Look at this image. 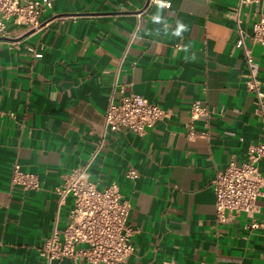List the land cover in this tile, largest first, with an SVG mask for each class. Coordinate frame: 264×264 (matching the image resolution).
Returning a JSON list of instances; mask_svg holds the SVG:
<instances>
[{"label":"crops","instance_id":"crops-1","mask_svg":"<svg viewBox=\"0 0 264 264\" xmlns=\"http://www.w3.org/2000/svg\"><path fill=\"white\" fill-rule=\"evenodd\" d=\"M49 2L39 32L23 36L7 21L0 37V264H47L39 249L74 205L72 196L59 204L55 189L90 160L111 97L131 92L168 116L145 135L107 132L88 169L99 188L117 182L132 204L135 250L119 264H264V187L253 218L231 212L222 222L215 210L217 172L248 161L264 136L236 44L239 0ZM261 15L264 0L243 6L249 36ZM247 43L264 92V44ZM194 101L211 112L190 128ZM16 162L38 188L13 185Z\"/></svg>","mask_w":264,"mask_h":264},{"label":"built area","instance_id":"built-area-1","mask_svg":"<svg viewBox=\"0 0 264 264\" xmlns=\"http://www.w3.org/2000/svg\"><path fill=\"white\" fill-rule=\"evenodd\" d=\"M253 1L258 0H239L234 10L237 16L236 44L242 49L249 67L246 85L256 95L264 129V92L258 78L257 63L247 43L249 37L253 43L264 44V16L261 15L251 22L250 36L242 27L240 16L243 6ZM49 4V0H0V37L7 35V21L19 26L23 36L39 32L44 26L42 16ZM137 15L140 17L141 13ZM210 112V108L200 101L192 102L188 126L193 128L196 120ZM166 116L168 111L160 104L134 92L123 95L118 101L111 97L105 114L102 138L90 160L84 166L65 174L61 184L55 189L59 204H63L67 197L72 196L74 205L65 226L62 229L55 227L39 249L47 264L63 258L74 262L119 264L133 253L135 246L131 240L132 230L128 223L131 202L123 196L117 182L99 188L89 177L88 169L101 151L107 132L127 128L140 136L145 135ZM263 159L264 136L261 141L252 145L248 161H231L223 170L217 172L213 187L216 216L219 221H226L227 214L231 212H246L253 218L259 211L258 198L264 187V173L259 163ZM126 176L134 179L138 172L135 168H129ZM12 183L25 189H33L39 187V178L36 174L23 170L16 162L13 165Z\"/></svg>","mask_w":264,"mask_h":264}]
</instances>
